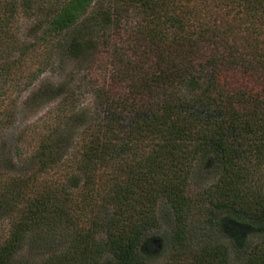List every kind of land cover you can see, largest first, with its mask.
Returning <instances> with one entry per match:
<instances>
[{
    "label": "trees",
    "instance_id": "1",
    "mask_svg": "<svg viewBox=\"0 0 264 264\" xmlns=\"http://www.w3.org/2000/svg\"><path fill=\"white\" fill-rule=\"evenodd\" d=\"M48 28L79 66L101 47L113 67L92 88L75 174L39 181L58 166L49 138L29 173L0 170V264H26L15 254L29 237L50 250L39 264H149L165 226V264L188 251L185 264H230L231 250L264 264V0H65ZM206 164L218 177L193 196ZM243 229L263 237L250 248Z\"/></svg>",
    "mask_w": 264,
    "mask_h": 264
},
{
    "label": "rangeland",
    "instance_id": "2",
    "mask_svg": "<svg viewBox=\"0 0 264 264\" xmlns=\"http://www.w3.org/2000/svg\"><path fill=\"white\" fill-rule=\"evenodd\" d=\"M64 1L0 0V170L10 175L31 171L25 157L45 138L53 142L58 166L40 174L39 181L63 180L75 174L72 155L81 133L99 114L92 88L113 67L112 49L100 47V53L83 67L73 62L67 55L66 35L52 33L48 28ZM60 85V95L30 100L33 92L42 93ZM210 171V164L196 171L189 189L193 196L216 180L218 173ZM259 178L264 188V175ZM9 228V220L1 219L0 244ZM239 230L233 229V233ZM242 232L250 248L263 237L256 230ZM168 233L170 228L165 226L150 237L146 245L151 254L149 264H165L174 257ZM196 241L192 242L194 250L201 245ZM48 252L47 245L29 237L15 256L26 264H39ZM187 254L179 259L180 264H185L192 252ZM248 258L244 251H230V264H249Z\"/></svg>",
    "mask_w": 264,
    "mask_h": 264
}]
</instances>
